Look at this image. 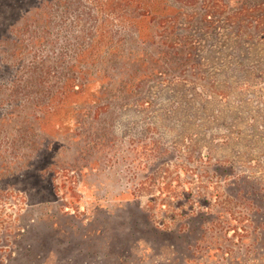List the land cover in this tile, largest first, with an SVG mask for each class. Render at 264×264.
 <instances>
[{
    "label": "trees",
    "instance_id": "1",
    "mask_svg": "<svg viewBox=\"0 0 264 264\" xmlns=\"http://www.w3.org/2000/svg\"><path fill=\"white\" fill-rule=\"evenodd\" d=\"M19 15L15 24L0 32V94L8 99L0 107L10 106L0 117V143L11 141L10 156L21 152L22 164L38 158L44 146L38 131L29 132L33 121L45 133V117L61 112L72 96L84 98L90 80L108 81L109 87L117 81L127 98L122 111L155 109L158 115L163 110L165 114L157 116L160 127L167 130L180 122L184 133L183 146L168 148L154 140L132 156L141 169L146 167L133 196H147L150 206L166 210L172 221L165 231L185 234L187 222L204 213L203 197H197L201 189L213 187L209 196L217 203L234 187L241 193L264 191V185L246 171L249 166L264 169V153L258 157L251 144L241 153L234 147L247 132L242 124L251 127L252 137L264 141V105L254 109L259 102L242 101L249 94L264 97V0H30ZM105 84L94 99L99 121L111 108L104 102L109 93ZM221 117L231 124L216 127L218 134L209 141L204 136L207 142L201 145L198 129H203L204 119L216 124ZM222 127L231 134H221ZM98 132L97 143L104 147L103 131ZM82 142L84 149L79 147L76 153L81 159L93 157L98 145ZM7 153L0 156L1 165L8 160ZM174 160L204 163L206 173L224 186L186 182L183 175L191 173L171 169ZM162 161L164 165L156 168ZM256 185L260 189L255 190ZM183 195L189 201L197 197L200 209H183ZM205 202L211 206V201ZM147 210L153 219L152 210ZM220 213L229 227L247 221L228 207Z\"/></svg>",
    "mask_w": 264,
    "mask_h": 264
},
{
    "label": "rangeland",
    "instance_id": "2",
    "mask_svg": "<svg viewBox=\"0 0 264 264\" xmlns=\"http://www.w3.org/2000/svg\"><path fill=\"white\" fill-rule=\"evenodd\" d=\"M29 1L0 0V32L17 22ZM108 74L113 76L114 72ZM90 82L84 98L72 96L61 112L45 117L42 121L45 133H40V123L33 121L36 127L31 125L28 131L32 134L38 131L44 146L38 158L22 164L25 157L21 152L9 155L13 150L8 145L11 141L0 143V156L8 152L5 164L0 162V264H264V191L241 193L240 188L234 187L229 194L223 191L222 203H217L209 196L213 187L201 189L197 197H203L204 213L187 222L189 228L185 234L165 231L172 221L166 217V210L150 206L147 196H133L146 167L141 169L132 156L154 140L168 148L183 146L180 122L163 130L157 119L159 114H165L163 110L158 115L155 109L122 111L127 98L120 82L116 81V86L113 83V87H109L108 81ZM104 84L109 87L104 102L111 108L99 121L94 102ZM225 84L224 80L222 88H226ZM2 97L0 94V103ZM242 101L259 102L252 105L254 109L257 104L264 105V97L254 94L243 96ZM9 109L10 106L0 107V117L7 115ZM251 114L246 116L250 118ZM219 121L212 124L204 119L203 129H198L203 139L201 145L218 134L216 127L231 124L227 117ZM242 127L247 132L244 140H235L236 152L241 153L242 148L251 144L258 157L263 155L264 141L251 136L249 125ZM100 128L106 142L104 147L97 143ZM221 131L231 134L228 128L222 127ZM204 136L208 137L207 141ZM73 137L79 140H71ZM27 140L31 142L33 138ZM83 140L87 145L93 142V147L97 144L99 152L94 150L93 157L81 159V153L76 152L79 147L84 149ZM163 163H157L156 168ZM173 163L171 169L186 168L191 173L183 175L186 182L196 186H224L221 179L206 173L202 162L186 165L182 160H174ZM246 171L255 183L264 185V169L249 166ZM198 175L203 177L198 179ZM202 179L203 184L198 181ZM182 197L183 209L188 212L200 209L197 197H191V201L188 195ZM206 200L211 201L210 207ZM224 207L247 221L229 227L218 217ZM147 209L152 210L153 219Z\"/></svg>",
    "mask_w": 264,
    "mask_h": 264
}]
</instances>
